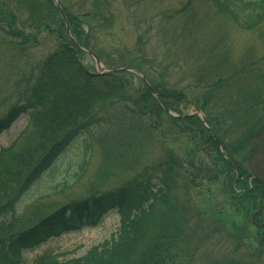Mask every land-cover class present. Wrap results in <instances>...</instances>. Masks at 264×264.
Here are the masks:
<instances>
[{
	"label": "rangeland",
	"instance_id": "obj_1",
	"mask_svg": "<svg viewBox=\"0 0 264 264\" xmlns=\"http://www.w3.org/2000/svg\"><path fill=\"white\" fill-rule=\"evenodd\" d=\"M30 1L33 3V0H0V117L26 98L24 90L37 76L41 62L58 46L57 33L51 30L58 25L37 26L26 13ZM93 1L59 0V3L60 8L65 6L82 18L89 15ZM102 1L105 3L100 10L84 23L94 31L89 52L100 57L103 69H138L149 80L150 87L153 80L166 79L172 87L194 95L206 92L208 85L211 89L212 78L219 74L232 76L235 83L227 91L230 109L224 117L212 119L213 125L227 131L229 141L240 140V135L252 130V122L259 118L260 124H264L261 114L264 24L253 31L243 30L210 0ZM11 15L17 19L15 29L23 36L19 42L1 31V24L5 27L11 23L8 20ZM63 20L70 35L67 19ZM82 61L86 68L98 73L90 55L85 54ZM129 73L125 77L133 89L140 91L141 75ZM123 104H115L108 110H116ZM182 112L183 116L172 117L192 116L196 108L189 104ZM253 115L258 116L250 117ZM161 118L158 122L151 117L148 121L152 125L146 128L128 115L111 125L112 134L104 129L79 137L48 172L28 187L24 182L32 168L28 169L30 163L25 166L29 157L19 154L31 145L35 148L28 150V154H35L40 141L33 134L35 125L29 118H19L0 136V209L14 203V209L0 217V239L16 236L71 202L120 189L172 152L183 162L181 176L195 181L189 193L180 184L175 199V210L178 208L183 214L176 219L185 223L189 233L180 247L181 264H264L257 238L263 227L264 209L237 206L223 183L224 174H213L214 163L211 155L206 158L205 146L197 149V141L181 130L180 123L173 126L164 114ZM206 121L205 118L203 125L229 164L223 142ZM257 135L255 131L254 140L247 143L246 149L250 151L251 146L253 155L246 157L243 165L250 175L264 183V135ZM187 155L200 161L204 157L207 161L196 178L194 174L199 172L187 168ZM118 227L119 218L113 214L99 228L63 235L26 253L24 264H32L46 255L59 259L81 257L91 246L108 239Z\"/></svg>",
	"mask_w": 264,
	"mask_h": 264
},
{
	"label": "trees",
	"instance_id": "obj_2",
	"mask_svg": "<svg viewBox=\"0 0 264 264\" xmlns=\"http://www.w3.org/2000/svg\"><path fill=\"white\" fill-rule=\"evenodd\" d=\"M210 1L243 30L253 31L264 24V0ZM103 3L102 0H94L89 15L82 18L72 14L65 6L61 10L54 0H33L27 5L26 13L37 26L43 24L44 28H52L58 25L57 29H51L57 33L58 46L41 62L37 76L24 90L26 98L0 117V136L22 116L28 117L35 125L33 134L40 141L35 154H28V150L35 148L33 145L19 154L20 157H29L25 166L30 163L28 169L32 168L24 186L38 181L79 137L104 129L112 134L114 127L111 125L128 115L142 127L148 128L152 125L148 121L151 117H156L159 122V119L163 120L161 116L164 114L171 125L180 123L181 130L193 136L197 141V149L205 146L202 147L206 158L212 156L213 174H224L223 183L237 206L264 209V183L250 175L243 165L246 157L253 155L251 146L250 151H247V143H252L255 131L258 132L257 137L264 135V124H260L259 118V121L252 122V130L240 135V140L227 141V131L212 123V119H220L229 111L227 91L230 86L233 87L235 79L219 74L212 78L214 82L211 89L210 85L206 86V92L201 95L178 90L166 79L153 80L150 85L155 96L144 81L141 82L143 86L140 91L133 89L125 77L127 71L108 74L90 71L83 64L85 52L81 48L90 49L94 31L84 21L89 16L92 18ZM61 11L67 19L70 35ZM8 20L11 23H7L6 28L1 24V31L21 41L23 36L14 26L17 19L11 15ZM11 30L19 36L11 33ZM121 103H124L122 107L108 110ZM189 104L205 115L207 125L210 123L209 128H213L212 132L223 142L226 148H223L224 156L229 155L230 165L223 159L208 128L198 116L173 118L168 113L183 116L182 108ZM261 106V114H264V102ZM164 124L165 120L162 126ZM165 156L162 162L145 168L140 176L137 175L120 189L71 202L16 236L8 240L0 239V264H24L27 252L54 238L79 232L84 226L100 227L113 214L119 218L118 230L108 239L91 246L83 256L59 259L46 255L37 258L33 264H181L179 260L183 258L180 256V247L189 238V233L185 223L176 219L183 214L178 208L175 210V199L180 184L189 193L190 185H194L195 181L190 177L185 180L181 176L184 165L178 157L172 152ZM187 158V168L199 172L198 175L194 174L196 178L207 161L204 157L200 161L194 155H187ZM12 209L14 203L0 209V217ZM260 216L263 214L260 213ZM262 222L261 234L257 238L259 250L264 254V216Z\"/></svg>",
	"mask_w": 264,
	"mask_h": 264
},
{
	"label": "water",
	"instance_id": "obj_3",
	"mask_svg": "<svg viewBox=\"0 0 264 264\" xmlns=\"http://www.w3.org/2000/svg\"><path fill=\"white\" fill-rule=\"evenodd\" d=\"M56 1H57V4H58V0H56ZM92 56H93V58H94L95 61H96V64H97L98 69H99V70H100V69H103V66H102L101 62L99 61V59H98L97 57H95L94 55H92ZM122 70L133 72V70H131V69H120V70H106V69H105V72H106V73H112V72L122 71ZM143 79H144V78H143ZM196 115H198V116L201 118L202 122H205V118H204V116H203V114H202L201 112H197ZM172 116H174V115L172 114Z\"/></svg>",
	"mask_w": 264,
	"mask_h": 264
}]
</instances>
